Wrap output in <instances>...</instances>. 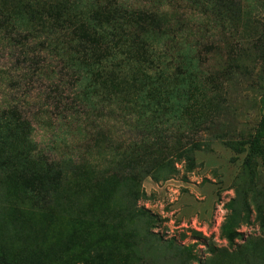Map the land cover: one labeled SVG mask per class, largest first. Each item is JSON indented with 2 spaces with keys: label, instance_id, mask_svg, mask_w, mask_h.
<instances>
[{
  "label": "rangeland",
  "instance_id": "374dc122",
  "mask_svg": "<svg viewBox=\"0 0 264 264\" xmlns=\"http://www.w3.org/2000/svg\"><path fill=\"white\" fill-rule=\"evenodd\" d=\"M71 1L120 4L178 19L198 53L197 77L217 86L220 127L211 130L218 138L196 134L204 146L190 169L177 152L196 139V130L184 131L180 116L171 115L160 123L163 131L153 133L143 129L136 110L100 102L88 112L84 83H74L63 66L44 56L40 68L24 63L20 49L1 41L0 113L17 110L28 144L4 145L0 154V244L12 241L23 264H177L163 260L166 252L180 264H264V227L256 220L257 210L264 216V0H223L227 13L211 0ZM145 135H162L163 141L125 156L127 141ZM34 152L50 162L73 159L84 174L67 185L55 182L49 199L38 200L25 187L26 177L39 189L46 185L33 176ZM114 161L121 162L112 166ZM129 163L138 165L133 174H126ZM142 167L152 169L143 181L137 177ZM112 174L124 186L111 181L93 190L92 177ZM238 196L249 220L229 245L221 227L225 206ZM99 231L101 242L93 243Z\"/></svg>",
  "mask_w": 264,
  "mask_h": 264
},
{
  "label": "trees",
  "instance_id": "16d2710c",
  "mask_svg": "<svg viewBox=\"0 0 264 264\" xmlns=\"http://www.w3.org/2000/svg\"><path fill=\"white\" fill-rule=\"evenodd\" d=\"M210 3L217 5L223 13L229 12L223 0H211ZM179 26L178 19L167 14L120 4L0 0V42L20 49L24 63L40 68L39 57L44 56L51 63L63 66L74 83L79 86L84 83L82 106L88 112L97 111L100 102L101 106L106 102V106H117L125 112L136 110L143 129L153 133L163 131L161 122L180 116L181 126H186L184 131L186 128L196 130L195 135L205 131L209 137L217 139L218 134L211 130L220 127L216 119L220 111L216 101L217 86L209 77H197L198 53L191 42L185 41L190 36L182 34ZM57 76L58 70L52 77ZM121 82L124 89L118 90ZM145 117L148 119L144 121ZM24 128L27 129V125L20 121L15 108L0 113V154L6 150L4 145L12 143L13 146L17 141L21 142L17 148H25L24 144L28 142L24 131L22 133ZM161 136L152 139L145 135L142 141L133 144L127 141L123 153L126 156L133 148L159 145L163 141ZM203 143L200 135H196L195 140L178 150L177 159L193 168L194 154L202 150ZM30 158L33 176L46 184L39 189L40 185L26 177V189L38 200L49 199L50 186L55 182L67 185L84 174L73 159L50 162L38 152L32 153ZM120 162L114 161L112 166ZM134 164L127 165L126 174L134 173L138 168ZM89 169L106 174V170L101 172L93 166ZM151 170L142 167L137 177L143 181L152 175ZM111 181L124 186L123 179L113 174L100 181L92 177L90 184L98 192L102 183ZM240 200L238 196L225 206L228 215L221 227V237L229 245L239 237V226L249 220V214L242 211ZM256 220L263 228L261 211H256ZM91 225L98 231L94 222ZM98 235L100 231L93 243L101 242ZM12 243L0 244V264H23L17 257L18 248ZM163 260L181 263L172 252H166Z\"/></svg>",
  "mask_w": 264,
  "mask_h": 264
}]
</instances>
